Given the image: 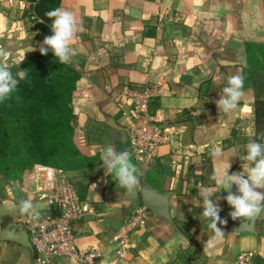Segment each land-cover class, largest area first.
I'll list each match as a JSON object with an SVG mask.
<instances>
[{"label": "crops", "instance_id": "obj_1", "mask_svg": "<svg viewBox=\"0 0 264 264\" xmlns=\"http://www.w3.org/2000/svg\"><path fill=\"white\" fill-rule=\"evenodd\" d=\"M60 8L72 11L82 26L77 54L69 62L80 73L72 101L77 116L73 140L83 156L95 160L68 173L80 196L94 207L77 226L79 252L97 251L94 264H234L239 253L254 251L264 264V212L254 229L243 227L244 220L230 216L227 192L214 193L211 199L226 223H218L224 236L207 249L214 233L201 217L196 187L218 188L210 179L216 169L229 161V174L243 172L247 163L245 146L255 139L254 102L257 96L264 98V79L244 78L245 96L228 114L219 111L216 101L231 74L243 75L246 45L264 44V0H62ZM38 23L28 0H0V46L9 52L0 63L19 65L39 52L53 33L50 29L44 35ZM133 88L149 91L150 111L172 137L147 163L137 162L129 142L130 120L124 113L131 107ZM110 145L122 147L139 169L141 183L134 195L107 174L102 153ZM215 148L223 153L219 160L211 155ZM33 171L22 182L0 176L6 182L0 191V236L2 207L24 228L33 217L19 211L21 200H31L36 211L45 208ZM143 182L170 193L171 220L149 210L146 226L132 231V247L120 257L116 233L135 210L145 207ZM0 264L37 263L31 248L0 238Z\"/></svg>", "mask_w": 264, "mask_h": 264}, {"label": "trees", "instance_id": "obj_2", "mask_svg": "<svg viewBox=\"0 0 264 264\" xmlns=\"http://www.w3.org/2000/svg\"><path fill=\"white\" fill-rule=\"evenodd\" d=\"M28 1L33 16L41 21L37 26L47 35L52 20L46 13L60 8L62 0ZM246 54L243 77L264 79V44L248 43ZM7 68H15L17 74L27 70V76L20 79L16 75L17 88L9 99L0 103V176L7 182H22L36 165L69 173L94 163V158L81 154L73 140L77 116L72 101L80 73L69 63H60L50 50L46 55L40 51L30 54L19 65ZM254 107L255 139L261 142L264 98L257 96Z\"/></svg>", "mask_w": 264, "mask_h": 264}, {"label": "clouds", "instance_id": "obj_3", "mask_svg": "<svg viewBox=\"0 0 264 264\" xmlns=\"http://www.w3.org/2000/svg\"><path fill=\"white\" fill-rule=\"evenodd\" d=\"M47 17L52 20V35L47 36L43 40L39 51L41 55H46L48 50L54 53L60 63H69L77 54L74 47L77 43V33L82 31V26L72 11L64 8H56L46 13ZM35 49H31L33 51ZM9 55L4 47L0 46V58ZM25 58V57H24ZM23 60L20 61V63ZM20 79L27 76V70H20L17 74ZM19 80L13 76L12 72L0 63V103L10 98L15 91ZM244 77L240 73L231 74L227 79V84L222 88L220 98L216 101L219 111L228 114L236 109L239 101L245 96ZM259 140L250 139L246 144V153L244 159L247 163H243V172H235L229 174V161L215 170L210 177L218 188L197 184L199 196L202 198L201 207L203 208V220L207 222L208 227L213 231V240L207 242L206 248L214 247V241L224 236V231L219 224H225L219 216L221 211L218 204L211 199L214 193L221 189L227 192L225 197L228 205L233 209L230 216L233 220H255L264 212V192L258 191L264 189V132L259 134ZM211 155L219 160L223 153L221 149H213ZM102 161L107 169V174H114L116 181L121 188H124L129 194L134 195L135 190L140 185L139 169L131 162L128 152L117 153L114 145H110L104 149L102 153ZM245 174L246 178H245ZM233 185L236 186V193L232 192ZM218 199V198H217ZM19 211L33 218L39 217L31 200H21Z\"/></svg>", "mask_w": 264, "mask_h": 264}, {"label": "built area", "instance_id": "obj_4", "mask_svg": "<svg viewBox=\"0 0 264 264\" xmlns=\"http://www.w3.org/2000/svg\"><path fill=\"white\" fill-rule=\"evenodd\" d=\"M128 97L131 107L124 115L130 120L127 130L131 151L138 163L153 160L161 145L169 143L171 133L150 111L148 90L133 88ZM34 176L41 184L39 201L45 206L39 217L26 220L25 229L32 244L37 264L65 260L68 264H94L99 257L95 250L81 254L76 245L77 226L94 213L90 201L80 196L75 180L62 169L36 165ZM149 210H135L116 233V253L123 257L132 247L130 234L145 227ZM234 264H260L254 251L238 254Z\"/></svg>", "mask_w": 264, "mask_h": 264}, {"label": "water", "instance_id": "obj_5", "mask_svg": "<svg viewBox=\"0 0 264 264\" xmlns=\"http://www.w3.org/2000/svg\"><path fill=\"white\" fill-rule=\"evenodd\" d=\"M116 152L119 154L121 152H125V150L118 146ZM143 205L150 211L159 214L166 220L170 221V209H169V198L170 193H160L150 187L146 182H143ZM2 211V220L1 224L4 225V229L1 232V240L3 241H11L21 244L23 246L31 248L33 251L32 244L29 240L27 230L16 223H14L10 217L8 216L7 212L4 208H1ZM255 220H244L242 223L243 227H248L249 229H254L256 221Z\"/></svg>", "mask_w": 264, "mask_h": 264}, {"label": "rangeland", "instance_id": "obj_6", "mask_svg": "<svg viewBox=\"0 0 264 264\" xmlns=\"http://www.w3.org/2000/svg\"><path fill=\"white\" fill-rule=\"evenodd\" d=\"M15 70H16L15 68L10 70L14 77L17 75V72H15ZM263 86H264V80H263ZM5 183L6 182H3V180L0 178V191H4L6 189Z\"/></svg>", "mask_w": 264, "mask_h": 264}]
</instances>
